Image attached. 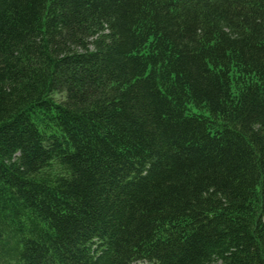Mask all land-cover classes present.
<instances>
[{"label":"trees","instance_id":"16d2710c","mask_svg":"<svg viewBox=\"0 0 264 264\" xmlns=\"http://www.w3.org/2000/svg\"><path fill=\"white\" fill-rule=\"evenodd\" d=\"M0 264H264V0H0Z\"/></svg>","mask_w":264,"mask_h":264}]
</instances>
